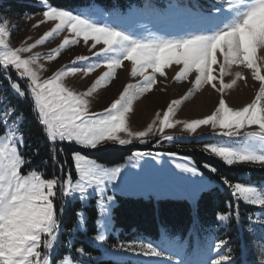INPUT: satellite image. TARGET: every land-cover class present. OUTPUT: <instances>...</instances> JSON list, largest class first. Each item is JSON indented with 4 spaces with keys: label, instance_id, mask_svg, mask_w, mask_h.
I'll return each instance as SVG.
<instances>
[{
    "label": "snow or ice",
    "instance_id": "obj_1",
    "mask_svg": "<svg viewBox=\"0 0 264 264\" xmlns=\"http://www.w3.org/2000/svg\"><path fill=\"white\" fill-rule=\"evenodd\" d=\"M40 5L44 8L43 19L33 27L46 22H52V27L31 43L11 46L9 21L0 18V89L25 101L39 126L37 142H27L20 131L23 112L18 113V106L10 105L7 97L0 95V264H86L84 258L95 260L83 246L74 247V234L87 236L85 212L82 208L76 209L73 212L76 219L68 228L64 227V213L77 199L84 205L95 197V232L87 239L90 243L103 244L113 230L115 206V194L107 195V189L109 184L113 189L117 187L113 182L120 176L121 167H105L81 154L82 150H98L108 144L125 146L134 140L144 144L148 136L157 134L171 142L174 137L165 135V129L182 125L191 134L201 126H210L215 142L204 144L203 152L219 158L225 166L257 165L264 169V0H210L206 5H170V13L179 26L153 31L141 25L145 29L143 33L123 26L119 17L109 20L98 9L74 13L51 5L49 0H40ZM65 31L68 35L46 54L32 51ZM81 39L85 45L91 42L90 56L75 55L68 64L43 76L46 67L41 63L42 55L45 61L51 62ZM97 45L102 47L97 49ZM124 61L130 62L129 75L140 79L126 84L107 107L91 111L94 93L116 77ZM173 65L178 66L172 77L175 82L188 80L195 73L192 87L168 103L162 113L157 111L143 130L133 131L129 115L134 101L150 92L157 76L166 77L165 69ZM233 66L250 70L253 80L259 82L251 102L238 108L230 107L223 95L226 89L244 79L243 73L237 71L230 82H225L223 78L232 75ZM101 67L104 71L83 90H76L66 82L77 73L88 77ZM217 69L218 75H215ZM204 85L221 93L214 110L198 119H175L178 106ZM45 142L49 146L48 158L41 163L52 164L55 170L50 177L46 168H33V160L40 155ZM65 144L80 150L72 151L69 157L65 154ZM23 149H30V154ZM146 155L152 154L136 151L129 159L138 160ZM169 155L175 156V153ZM184 160L175 163V168L196 178L182 193L185 198L195 205L202 191L223 186L230 199L225 202L224 210L216 214L218 226L227 227L233 219L239 222L242 219L239 206L243 203L259 209L256 219L264 228V221L259 220L264 216V180L243 183L220 176L218 182H213L190 158ZM202 167L210 174L219 175L217 168L208 162H203ZM246 218L252 221L253 215ZM197 222L194 217L193 225ZM63 232L69 237L64 241L60 239ZM228 243L217 239L207 249L214 255L201 261L174 260L169 255L166 264H234L231 251H224ZM60 247L67 251L60 254ZM113 247L143 257H165L169 248L176 255H188L182 244L167 238L158 244L134 240ZM73 250L81 258L78 261L72 259ZM104 254L113 256L115 264H124L111 250L106 248ZM259 257L258 264H264V236L260 237Z\"/></svg>",
    "mask_w": 264,
    "mask_h": 264
},
{
    "label": "rangeland",
    "instance_id": "obj_2",
    "mask_svg": "<svg viewBox=\"0 0 264 264\" xmlns=\"http://www.w3.org/2000/svg\"><path fill=\"white\" fill-rule=\"evenodd\" d=\"M3 1L10 2L13 0ZM16 1L33 4L37 7H41V10L36 13L22 12L21 8L11 10L9 9L10 3L5 5V9L10 10V12H4L3 10H1L2 8H0V18H6L9 21V39L11 46H19L22 42H34L35 39H37L40 35H42L45 31L49 30L52 27V22H46L40 24L38 27H33V25H35L37 21L43 19L42 12L44 8L40 5V0ZM209 2L210 0H145L143 5L128 7L125 10H118L115 8L106 9L94 4L66 10L73 11L74 13H90L93 10L98 9L101 12L106 13L109 20H111L113 17H119L123 22V26L131 27L137 32L143 33L145 29L140 27L141 25H147L148 28L153 31L170 30L174 27L179 26L176 19L170 13V5H206ZM65 35H68L66 31L61 32L59 35L51 37L44 44L38 45L32 51L46 54L51 48L58 46ZM90 45L91 42H89L88 45H85L83 40L81 39L78 44L72 45L62 50L59 57L51 62L45 61L42 55L41 63H44L46 67V70L43 72V76L46 77L47 75H50L51 72L68 64L75 55L90 56ZM99 47H102V45H97V49ZM97 49H93V51ZM23 55L28 54L25 53ZM215 67L216 66H214V68ZM102 71H104L103 67L96 69L88 77H84L82 73H77L71 77H68L66 79V82L76 90H83L87 86H89L92 80H94ZM129 71L130 62L124 61L123 67L117 69L116 77L107 86L98 89L97 92L94 93L93 97L91 98V111H99L104 107H107L113 99H116L118 97L119 92L123 90V87L126 84L135 83L140 79L139 77H131L129 75ZM165 71L166 77L157 76V83L153 86L152 90L134 101L133 112L129 115V126L133 131L143 130L145 127H147V124L152 121L157 111H160L162 113L167 108L168 103H170L174 99H179L188 91L189 88L192 87L191 81L194 80L195 73H191L188 80L175 82L172 77L175 75V72L178 71V66L173 65L165 69ZM237 71L243 73L244 79L238 80L233 88L226 89L223 93L226 103L230 107L236 108L250 103L259 89V82L253 80L250 70L245 69L241 66H233L231 68L232 75H226L223 78L225 82H230ZM214 74L218 75V69ZM215 82L217 83V87H219V82ZM0 95H5L9 104L13 105L15 101L14 95H12L10 92L4 91L3 89H0ZM220 95L221 93L217 92L210 85H204L201 89L194 92L191 97L184 100L182 104L178 106L174 118L177 120L202 118L203 116L210 114L214 110L216 104H218L219 102ZM164 134L173 136L174 140L171 142L163 140L160 138L159 134L155 136H148L146 138L147 143L144 144L139 143L138 140H134L129 145L137 144L147 149H137L126 156L123 161L111 165L102 163L97 159L87 155L86 152H89L91 150H82L81 154L94 159L97 163H100L105 167H121L120 176H118L116 182H113L117 185V187L113 189L112 185L109 184L107 189V195L115 194V205L117 203L118 196L139 197L146 200H152L154 202H158L161 199L167 198L179 199L188 201L192 208V213L195 214L197 202L194 205L187 198H185L182 193L189 187V182L195 180L196 178L191 177L190 174L181 173L179 169L175 168V163L185 162V157L190 158V160L196 164V166L200 169V171L206 178L213 182H218L216 179L207 174L202 167H199L192 156L187 154L189 150L191 151L193 149L202 151V147L204 144L215 142L212 139L214 134L210 126H201L196 130L195 133L189 134L183 129L182 125H176L173 128L165 129ZM157 140H160V143H156ZM72 146L76 147L74 145ZM136 151L147 152L151 153L152 155H146L138 160H130L129 157H131ZM169 153H175V156H170ZM205 154L212 156L208 153ZM246 166L254 169L260 168V166L257 165ZM241 205L244 204L241 203ZM81 208L85 212L88 222L90 213L93 210L96 211L95 197L90 198L89 201L84 202V205H82L77 199L74 203H70L68 205L67 210L75 211L76 209ZM250 212L253 215V220H248V223L246 222L245 227L241 229V226H243L241 222L242 220L237 222L243 244L241 246L239 254L237 255H234L230 250L231 255L234 259V264H258V260L260 258L259 242L260 237L264 236V228L260 226L259 221H257L256 219V216H259V209L250 207ZM259 220L264 221V216H260ZM63 221L65 223V213ZM87 230V236L82 233L74 234V247L83 246L85 251L90 253L92 258H95V260L84 258L86 264H101V261H107L111 264H115L113 256L104 254V250L106 248L111 250L115 256L122 258L124 264H152L153 262H158L157 264H166L167 257L169 255H172V258L174 260H179L181 258L187 257H182L180 255L174 254V251L171 248L167 249L165 257L162 258L137 256L133 253H127L124 250L115 249L113 246L131 241H126L124 239L123 235H121L120 230L115 228L114 221L113 230L109 234H107L106 241L103 242V244H101L100 242L90 243L87 237L93 235V233L89 231L88 225ZM192 236H194L196 242L200 240V243L198 246H193L189 253L185 251L189 255L186 259L198 262L205 259L206 257H211L212 255H214V253L207 251L209 246L213 245L217 240L214 234L206 232L200 237L195 233V230L192 229ZM68 238L69 237L66 232L61 233L60 239L62 241L67 240ZM139 240H143L145 242L151 241L154 244H158L157 240H152L149 238H140L135 241ZM178 244H182L184 246V249H186L187 242H180ZM92 248L95 251L92 250ZM58 251L60 254H64L67 250L63 247H60ZM224 251L227 252L229 251V249L226 248L224 249ZM72 259L75 261L81 259L77 256L74 250L72 251Z\"/></svg>",
    "mask_w": 264,
    "mask_h": 264
},
{
    "label": "trees",
    "instance_id": "obj_3",
    "mask_svg": "<svg viewBox=\"0 0 264 264\" xmlns=\"http://www.w3.org/2000/svg\"><path fill=\"white\" fill-rule=\"evenodd\" d=\"M144 1L145 0H49V3L64 9H75L81 6L94 4L106 9L115 8L118 10H125L128 7L141 6ZM8 3H10L9 9L11 10L21 8L22 12L28 13H36L41 10V7L26 2L16 0L5 2L0 0L1 10L10 12V10L5 9V5ZM14 100L13 105L18 106V113L23 112L24 114L23 123L20 125L24 138L27 142L35 144L37 142L36 137L39 135V126L33 114L29 111L28 104L16 97H14ZM48 147V144L45 142L43 147L40 148V155L36 156L33 160V168L37 170L46 168L47 176L50 177L55 170L52 164L49 163L45 166L41 163L43 159L48 158ZM56 147L59 148L60 145L57 144ZM137 149L142 150L147 148H143L137 144L127 146L106 145L98 150L86 152V154L102 163L111 165L123 161L126 156ZM64 150L65 154L70 157L71 152L78 150V148L65 144ZM23 151L26 154H30L31 150L24 149ZM187 154L193 157L199 167H202L203 162H208L215 166L219 175L210 174L208 170L202 168L217 181H219L220 176H226L233 182L239 181L243 183H254L264 180V169H254L246 165L225 166L218 158L209 156L201 150L196 149L189 150ZM60 159L63 160L64 157L61 156ZM69 165H71L70 159ZM65 172H67V168ZM74 175L75 173L73 171V176ZM228 199H230L228 190L223 186L203 191L197 201L196 212L193 214L192 208L186 200L167 198L154 202L139 197L118 196L112 216L115 228L120 230L121 235H123L126 241L149 238L157 240V242L160 243L163 239L167 238L169 240H175L177 243L187 242L186 249L184 250L189 253L193 246H198L200 243V240L196 242L194 236H192L193 229L200 237L202 234L209 232L214 234L216 239L229 241L227 249L231 250L234 255H237L243 244L237 221L233 219L227 227H222L218 226L220 222L216 220L217 212L224 210L225 202ZM73 212L74 211L66 210L65 228L72 226L74 223L76 218ZM239 212L242 217V229L246 226V222L248 223L246 216L251 214L250 207L240 204ZM96 216L97 212L93 210L87 222L89 231L92 233L95 232L93 219H95ZM194 217L198 220L195 226L193 225ZM92 250L94 249L92 248ZM188 256L189 255H187L186 258H188ZM100 263L111 264L107 261H101ZM157 263L158 262H153L152 264Z\"/></svg>",
    "mask_w": 264,
    "mask_h": 264
}]
</instances>
